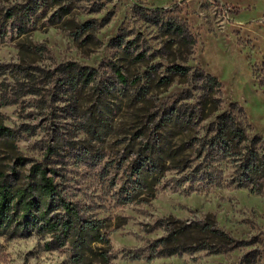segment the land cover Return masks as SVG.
I'll use <instances>...</instances> for the list:
<instances>
[{"label":"rangeland","instance_id":"obj_1","mask_svg":"<svg viewBox=\"0 0 264 264\" xmlns=\"http://www.w3.org/2000/svg\"><path fill=\"white\" fill-rule=\"evenodd\" d=\"M224 112L245 132L221 150ZM0 124V174L41 163L59 190L40 224L3 228L0 264H264V170L239 160L247 134L264 154V0H0ZM189 224L210 246L162 254Z\"/></svg>","mask_w":264,"mask_h":264},{"label":"trees","instance_id":"obj_2","mask_svg":"<svg viewBox=\"0 0 264 264\" xmlns=\"http://www.w3.org/2000/svg\"><path fill=\"white\" fill-rule=\"evenodd\" d=\"M178 28V27H177ZM182 39L186 42H190L189 32H181ZM177 69L179 66H175ZM119 77L123 82H126V78L119 72ZM93 76L90 73H81L78 76H68V84L74 86L76 83L85 81L89 82ZM207 81L211 84L217 85L219 81L216 77L207 76ZM211 89L213 86H210ZM180 112L177 113L179 116ZM245 128H242L240 123L237 121V118L233 115H229L226 112L219 116V121L217 123V135L215 138L217 147L221 150L232 149V145L227 141L228 139H234L238 137V143H241L242 136L244 135ZM13 137L15 134L12 130L0 124V138L1 137ZM248 146H242L240 155V165L243 168V177L245 181L252 179L254 173H258L261 170H264V154L260 156L259 151L256 149L260 148L261 139L257 136L252 138L248 136ZM244 139V138H243ZM247 139V138H246ZM31 170L35 173L34 182H27L25 185H20L16 180H10L7 175L0 174V233L3 231V228L8 224H11L12 220L16 219L18 215L20 224H29L30 226H36L40 224V221H43V218L46 212V207L49 206L59 194L58 185L56 184L54 177L50 175L48 168L41 163H35L31 166ZM247 178V179H246ZM252 181V180H251ZM44 208V210H42ZM71 222L69 218L62 220H51L49 221L50 227H53L51 230H58L59 225L63 229L68 230L71 227ZM188 226H183L181 228H175L170 230L167 226V234L161 238L159 243L161 244L160 252L164 255H174L180 254L185 251H192L198 249H204L210 246L206 242H199L192 244L191 242L181 240L179 235L183 230H187ZM183 229V230H182ZM196 229L201 231L212 232L214 237L220 238L221 240L227 239V234L220 229L210 226L206 222H200L196 226ZM82 234L79 235V243L81 245H88L91 242L94 228L92 227H82ZM101 239V238H100ZM198 244V245H197ZM104 255V254H103ZM105 256V255H104Z\"/></svg>","mask_w":264,"mask_h":264}]
</instances>
